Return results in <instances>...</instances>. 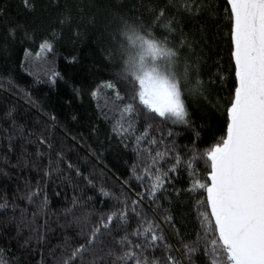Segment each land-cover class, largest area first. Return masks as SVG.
I'll use <instances>...</instances> for the list:
<instances>
[{"label":"trees","instance_id":"1","mask_svg":"<svg viewBox=\"0 0 264 264\" xmlns=\"http://www.w3.org/2000/svg\"><path fill=\"white\" fill-rule=\"evenodd\" d=\"M184 2L30 0L29 9L23 0H0V202L9 204L0 211V249L11 264H62L69 246L83 242L78 221L87 217L92 227L102 216L122 212L127 222L114 220L105 241L128 235L143 243V236L130 234L150 223L168 249L145 248L144 256L172 255L188 264L184 245L202 231L199 192L189 191L192 168L168 172L155 198L149 197L152 173L172 167L174 155L208 151L226 135L236 81L225 0H196L203 9L196 15L184 11ZM128 23L175 50L172 70L187 112V123L179 125L137 105L132 126L144 137L139 146L135 138L121 142L112 130L114 115L119 118L113 109L131 102L133 94L130 78L120 75L126 59L120 32ZM46 41L51 51L42 49ZM117 92L124 99L117 100ZM166 148L172 152L148 171L155 153ZM50 169L59 171L45 176ZM208 172L201 160L196 177L205 182ZM32 192L37 195L29 202ZM194 260L206 264L203 248Z\"/></svg>","mask_w":264,"mask_h":264},{"label":"snow or ice","instance_id":"2","mask_svg":"<svg viewBox=\"0 0 264 264\" xmlns=\"http://www.w3.org/2000/svg\"><path fill=\"white\" fill-rule=\"evenodd\" d=\"M23 3L29 9L32 7L30 0H23ZM183 7L192 15L203 10L196 0H185ZM224 12L229 21L230 60L234 62L236 81L234 95L227 108L226 135L204 153L194 152L190 158L183 159L174 155L172 167L166 171L156 169L152 173L149 197L155 198L156 192L163 189L168 172H176L178 166H183L185 171L191 167L190 179L194 187L189 191L199 192L196 199L202 231L196 241L184 245L183 254L188 264H196L194 255L200 253L201 248L206 264H264V0H225ZM41 47L52 50L47 41ZM56 75L52 73L53 77ZM125 78H130L133 86L131 102L113 109L119 118L114 115L112 130L121 137V142L135 138L139 146L144 139L132 126L139 111L137 105L161 121L187 123L185 102L181 99V89L175 78L170 82L159 76L153 77L148 71ZM107 86L114 88L111 83ZM96 95L94 92L93 96ZM116 99L124 97L117 92ZM18 131L23 135L22 127ZM39 142L45 143L43 139ZM150 143L155 146L157 141L152 139ZM170 152L171 148H166L163 153L157 151L148 171ZM59 159L63 160L62 155ZM201 160L209 169L207 177L203 178L205 182L196 177V168ZM67 167L75 168L70 162ZM53 170L59 171L50 169L45 176ZM75 171L81 175L79 169ZM84 179L91 183L87 177ZM137 179L143 180L144 177L138 176ZM101 193L109 195L103 189ZM34 195L37 193H30L29 202ZM200 196L205 198L201 200ZM144 198L141 195V199ZM76 203L74 200V206ZM8 207L6 201L0 202V211ZM114 220L125 224L127 216L123 212L102 216L92 227L87 226V217L78 221L84 225L79 233L83 242L69 246L70 255L62 258V264H75L76 261L80 264H85V261L87 264H181L172 255L163 260L144 256L145 248L160 245L168 249L163 244L165 237L156 230L158 226L150 223L147 227L141 225L130 234L143 236V243H136L128 235L105 241L104 237L111 235L113 227L110 226ZM165 220L171 222V216L165 215ZM0 264H11L5 259L3 249H0Z\"/></svg>","mask_w":264,"mask_h":264},{"label":"clouds","instance_id":"3","mask_svg":"<svg viewBox=\"0 0 264 264\" xmlns=\"http://www.w3.org/2000/svg\"><path fill=\"white\" fill-rule=\"evenodd\" d=\"M121 38L126 42V59L120 69L122 77L133 74L143 75L145 71L152 72L153 77L173 81L176 74L172 70L175 50L162 41L150 38L140 31L139 27L128 23L122 27Z\"/></svg>","mask_w":264,"mask_h":264},{"label":"rangeland","instance_id":"4","mask_svg":"<svg viewBox=\"0 0 264 264\" xmlns=\"http://www.w3.org/2000/svg\"><path fill=\"white\" fill-rule=\"evenodd\" d=\"M181 99H182V97H181ZM176 124H179V125H181V123H176Z\"/></svg>","mask_w":264,"mask_h":264},{"label":"water","instance_id":"5","mask_svg":"<svg viewBox=\"0 0 264 264\" xmlns=\"http://www.w3.org/2000/svg\"><path fill=\"white\" fill-rule=\"evenodd\" d=\"M210 182V181H209ZM210 209V208H209Z\"/></svg>","mask_w":264,"mask_h":264}]
</instances>
